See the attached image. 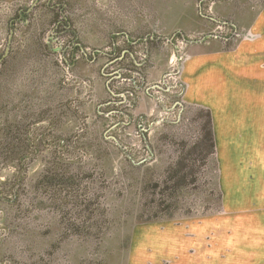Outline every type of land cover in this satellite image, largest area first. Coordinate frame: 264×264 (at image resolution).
<instances>
[{"label": "rangeland", "instance_id": "obj_1", "mask_svg": "<svg viewBox=\"0 0 264 264\" xmlns=\"http://www.w3.org/2000/svg\"><path fill=\"white\" fill-rule=\"evenodd\" d=\"M263 7L0 0V135L18 120L23 150L0 153V264H175L195 219L214 220L198 263L264 264V212L200 144L182 80L193 47L236 44Z\"/></svg>", "mask_w": 264, "mask_h": 264}, {"label": "crops", "instance_id": "obj_2", "mask_svg": "<svg viewBox=\"0 0 264 264\" xmlns=\"http://www.w3.org/2000/svg\"><path fill=\"white\" fill-rule=\"evenodd\" d=\"M240 28L247 32L236 44L228 45L232 37L191 49L183 65L184 101L211 112L221 170L235 173L238 192L251 193L242 199L252 201V212H264V7ZM213 221L195 219L177 227L188 239L175 241V264H200Z\"/></svg>", "mask_w": 264, "mask_h": 264}, {"label": "trees", "instance_id": "obj_3", "mask_svg": "<svg viewBox=\"0 0 264 264\" xmlns=\"http://www.w3.org/2000/svg\"><path fill=\"white\" fill-rule=\"evenodd\" d=\"M2 65V64H1ZM0 67H3L1 66ZM3 73H0V79H2ZM10 118H6L5 120V125L3 128V132L0 135V153L4 154L6 156L12 157V159H16V156L20 155L23 153V150L20 146V131L18 125L21 126V124H18V120H9ZM16 121V122H15ZM205 133L203 134L202 139L200 140V144H205L206 150H207V155L211 156L215 153H217V143H216V138L214 134V127H213V119H212V114L210 111L206 110V126H205ZM17 147V148H16ZM18 147L21 149V153L17 151ZM200 145L198 143H195L193 146L192 154L195 156H201L203 153L202 149H199ZM184 168V165L182 166ZM171 182V180H170ZM180 186L179 182L176 184V186ZM175 180L173 181V184L170 189H175ZM221 190V189H220ZM221 200L223 203V194L221 190Z\"/></svg>", "mask_w": 264, "mask_h": 264}]
</instances>
